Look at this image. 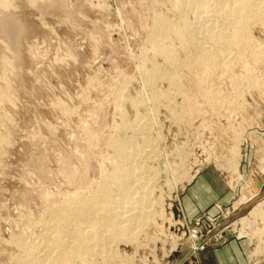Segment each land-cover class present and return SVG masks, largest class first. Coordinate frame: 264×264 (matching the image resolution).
Returning a JSON list of instances; mask_svg holds the SVG:
<instances>
[{"label":"rangeland","instance_id":"obj_1","mask_svg":"<svg viewBox=\"0 0 264 264\" xmlns=\"http://www.w3.org/2000/svg\"><path fill=\"white\" fill-rule=\"evenodd\" d=\"M6 1L8 7L0 6V264H18L24 252L14 239L29 232L27 240L36 241L65 195L92 186L103 164L111 170L108 142L130 137L123 117L133 122L139 113L150 114L148 121L155 114L144 133L154 142L141 155L154 154L140 165L148 162L151 197L163 203L136 242L115 244L109 264H264V200L241 207L264 191V23L251 25L242 46L224 54L201 21L202 35L196 30L191 37L195 48L187 52L173 38L176 55L168 65L151 43L157 20L197 22L178 0ZM157 65L160 73L147 80ZM142 95L160 102L135 105ZM243 168L251 180L232 207L185 219L182 197L193 181L207 175L210 183L220 176L233 184Z\"/></svg>","mask_w":264,"mask_h":264},{"label":"bare ground","instance_id":"obj_2","mask_svg":"<svg viewBox=\"0 0 264 264\" xmlns=\"http://www.w3.org/2000/svg\"><path fill=\"white\" fill-rule=\"evenodd\" d=\"M177 2V7H187L190 13L194 14L197 19V22L196 20L194 22L197 24L195 23V27L193 23L184 20L181 22L183 24L181 26L174 25L164 19L157 20L156 23L159 25L155 24V26L157 25L156 29L159 31L157 30V36L152 37L151 43L154 46V52L163 57L168 65L173 63L174 55H176L173 42H171L173 38L179 40L182 47L187 45L184 47L188 52L192 47L195 48V45L192 46L194 42L198 43L191 38L195 31H200L206 26L205 30L208 29V35H210L206 36L211 37V39L214 38V42L220 44L221 51L226 54L231 47H241L244 43L242 42L243 38L250 37L251 25L264 23V0H178ZM8 3L6 0H0V6L3 8L8 7ZM201 21L204 22L205 26L200 27ZM205 30L204 33L207 32ZM207 49L209 48L207 47ZM159 67L157 65L151 70L147 80H154L158 76ZM246 80L245 83L248 81V83H252L253 81L251 79ZM146 81L147 84L148 81ZM148 95L147 97L145 95L140 96L136 103H133L146 106V104L160 102L154 95ZM133 103L131 105H134ZM122 104L125 106L126 103L122 101ZM139 107L136 106V108ZM148 117L139 113L133 122L127 121V117V119H124L125 117L123 120L121 119L122 121L126 120L123 124L121 123L122 130L124 132L129 131L132 135L126 140H119L121 137H118V139L114 138L109 141L110 143L108 142V147L112 148V151L114 150V160L110 158L108 162L112 171H108L107 167L106 170L103 164L98 181L96 180L92 186L88 185L87 189L81 188L83 191L79 190L65 195L60 201L61 204L56 206L57 209L55 207L54 210H51L52 214L49 221L43 223L46 225V232H41L38 237L34 236L33 239L36 240L37 238V240L32 242L27 240L28 235L31 234L29 232L19 238L15 237L14 245H17L24 252V255L19 258L18 264H109L115 254H118L115 244L123 241L134 242L135 239H138V236L135 237L136 233L147 225L156 213H161L158 210L163 203L162 199L151 197L154 190L153 184L151 186L152 178L150 179L149 175L147 178L145 175V166L148 162L145 166L140 165L142 161L144 164L146 156L151 153L154 154L151 152L148 155H143L144 157L141 155L146 151V147L151 148L150 145L154 142L152 138L144 134L151 130L150 122L156 121L154 113H151L153 120L148 121ZM145 118L148 122L144 121ZM135 127H139V129H135ZM140 135L143 137L142 142L145 145L138 147L139 144L136 140ZM89 143V146H92L95 140L90 139ZM154 150L152 148V151ZM147 173L149 172L147 171ZM261 193L259 192L258 195ZM257 196L243 202L241 207L254 202ZM261 200H264V197L258 199V201ZM258 213L259 210L253 212V214ZM140 232L139 234H141ZM197 247H202L201 242L197 243Z\"/></svg>","mask_w":264,"mask_h":264},{"label":"crops","instance_id":"obj_3","mask_svg":"<svg viewBox=\"0 0 264 264\" xmlns=\"http://www.w3.org/2000/svg\"><path fill=\"white\" fill-rule=\"evenodd\" d=\"M250 174V171L243 168L241 173L233 178V184L220 176L213 183L209 182L207 175L198 177L189 185L182 197L184 201L181 206L183 216L186 220L188 217L194 218L203 213L217 216L220 213L218 206L232 207L231 205L235 204L234 201L242 191L241 185L251 180Z\"/></svg>","mask_w":264,"mask_h":264},{"label":"water","instance_id":"obj_4","mask_svg":"<svg viewBox=\"0 0 264 264\" xmlns=\"http://www.w3.org/2000/svg\"><path fill=\"white\" fill-rule=\"evenodd\" d=\"M263 197H264V191L261 193V195H258L257 198H255L254 200H257V199H260V198H263ZM251 203H248L247 205L243 206V208L247 207ZM201 244H202V242H201Z\"/></svg>","mask_w":264,"mask_h":264},{"label":"built area","instance_id":"obj_5","mask_svg":"<svg viewBox=\"0 0 264 264\" xmlns=\"http://www.w3.org/2000/svg\"><path fill=\"white\" fill-rule=\"evenodd\" d=\"M195 237H197V236L195 235Z\"/></svg>","mask_w":264,"mask_h":264}]
</instances>
